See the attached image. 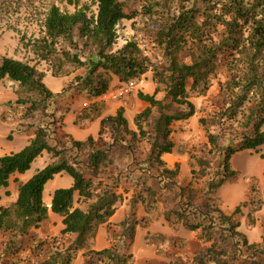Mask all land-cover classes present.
<instances>
[{
    "label": "trees",
    "instance_id": "1",
    "mask_svg": "<svg viewBox=\"0 0 264 264\" xmlns=\"http://www.w3.org/2000/svg\"><path fill=\"white\" fill-rule=\"evenodd\" d=\"M91 2L96 7L95 16H88L86 9L70 14L51 7L37 52L50 65L55 78H68L80 72L67 89L73 87L83 92L90 105L75 123L101 118L98 141L91 136L85 141L70 138L69 146L57 147L54 133L49 136L51 125L56 126L57 120L54 114L49 119L47 108L61 94L53 95L46 88L44 73L34 66L9 57L0 58V82L7 78L22 92L38 96V101L28 103L22 114L24 119L47 120L37 127L34 137L21 151L0 156V190L8 189L10 179L25 174L44 152L51 158L48 165L18 185L15 202L0 207V237H7L4 252L16 256L31 230L46 223L52 213L61 218V235L72 240L64 249L52 247L46 258L36 264H74L79 253L83 264H134L127 248L139 223L127 218L121 223L120 237H111L108 248L96 251L93 243L99 229L108 226L115 215L122 200L121 187L123 194L131 190L130 186L142 188L133 191L131 200L141 203L153 219L158 216L162 195L146 183L148 179H159L160 183L174 184L179 165L169 169L162 160L173 152V125L195 116L190 94L205 95L219 71L225 70L231 77L219 83L218 109L198 121L209 146L206 155L217 156L218 167L211 171L206 156L187 153L191 183L205 180V196L198 204L192 190L187 197L180 190L179 203L167 209L163 218L172 230L181 222L186 230L197 233L199 241L211 243L202 258L177 264H237L234 259L242 264L239 257L217 247L215 234L225 232L239 237L238 244L247 246L245 237L235 231L240 224L234 220L240 207L247 203L227 216L211 205V198L236 175L229 165L235 154L259 153L264 147V0H142L140 11L130 14L122 0ZM137 15L157 24L153 36L160 63L143 57L135 43H126L114 51L117 25ZM150 71L155 90L152 95L137 93L147 107L134 117L135 130L129 129L122 108L114 116L102 117L105 106L99 99L107 95L114 78L125 84L140 81ZM159 93H163L160 100L156 99ZM141 143L149 148L144 156L137 149ZM118 148L123 149L120 158ZM127 158L137 160L132 161V168L120 165ZM108 166L116 173L104 179L101 174ZM61 174L70 177L72 185L55 190L48 208L43 202L45 186ZM128 182L129 186H125ZM5 195L9 196V192ZM75 197L76 202L86 203L85 208L75 207ZM250 204L247 220L253 225L254 214L261 207ZM163 238L167 240L162 235L154 236L151 242ZM261 241L264 252V233ZM239 253L235 252V256Z\"/></svg>",
    "mask_w": 264,
    "mask_h": 264
},
{
    "label": "rangeland",
    "instance_id": "2",
    "mask_svg": "<svg viewBox=\"0 0 264 264\" xmlns=\"http://www.w3.org/2000/svg\"><path fill=\"white\" fill-rule=\"evenodd\" d=\"M122 1L126 3V13L128 14L140 11L143 3L142 0ZM53 6L59 8L61 12L70 14L86 9L88 16L96 15V7L91 0H0V58L9 57L34 66L38 71L44 73L43 83L46 88L53 95L61 94L50 103L47 114L49 119L54 114L57 120L56 126L50 124L49 136L54 133L53 137L57 141V147L65 148L66 144L69 146L71 137L73 140L85 141L91 136L98 141L100 120L95 118L75 123L77 117L90 105L83 92H79L73 87L67 89L74 76L80 72H75L68 78H55L51 75L50 65L42 61L38 55L37 47L40 39L45 34V19ZM156 25V23L154 25V21L147 20L140 15H137L131 21H121L116 27L117 41L114 51L122 48L126 43H135L143 57H146L152 63H160V52L154 43L153 36ZM182 58L185 60L186 56L183 55ZM230 77L225 70H221L205 95L199 96L191 93L190 101L195 107V116L188 122L173 125L170 137L174 144L173 152L169 156H163L162 160L165 167L169 169H174L175 164L179 165L178 177L174 180V184L160 183L159 179H148L146 183L152 189L159 190L160 195H162L159 202L158 216L153 219L144 212L141 203L137 204L131 200L133 191L138 192L142 188L130 186L131 190L123 194V187H121V203L109 225L99 229L93 243V250L99 251L108 248L111 244V237L115 239L120 237L121 223L128 219H135L139 224L136 225L132 243L127 248L133 255L134 264L186 263L194 261L196 257L202 258L205 255L211 243L199 241L197 233L186 230L181 222H179L176 230H172L165 222L163 213L179 203L180 190L185 191L186 197L189 190H192L194 196L197 197L196 203L198 204L205 196V180L191 183L190 163L187 153L206 156L210 162L211 171H215L218 167V157L206 155L209 146L198 121L203 117L208 118L218 109L220 104L218 96L219 83ZM136 82H143V84L140 86L136 83L138 85L136 89L117 99H113L112 96L121 84L117 81L112 84L107 95L99 99L105 106L102 117L114 116L117 110L122 108L129 129L135 130L134 117L147 107L145 103L139 101L137 93L142 92L152 95L155 90L151 71ZM162 97L163 93H159L156 99L160 100ZM38 100V96L33 93L22 92L17 84L7 78L0 82V156L21 151L29 144L31 139L29 137L34 136L37 127L47 123V120L24 119L22 116L25 108L29 106L28 103ZM66 127H68V132H71L69 136L65 134L64 129ZM104 138L107 139V137ZM97 146H101V141ZM137 149L140 156H144L149 148L146 144L141 143L137 145ZM122 153L123 149L118 148V158L123 156ZM261 155L264 157V147L261 148L259 153L245 151L235 154L229 165L236 175L229 179L211 198V205L227 216L231 215L236 207L247 203L246 206L240 207V214L234 217V220L240 224V227L235 231L245 237L247 246L243 248L242 245L238 244L241 241L239 237H230L225 232L215 234L217 247L227 249L229 255L234 254V258L238 259L239 257L242 264H264L261 241L264 233V158L261 159ZM132 161L137 160L131 159L130 161V158H127L124 161L123 159L120 165L128 168L132 165ZM50 162V155L44 152L32 163L30 170L25 174L18 175L19 178L13 176L10 179L8 189L0 190V207L9 206L15 202L18 185L25 183L37 170L43 169ZM102 173L104 175L101 174V177L109 179L116 173V170L114 171L113 167L108 166L107 170H103ZM152 175L158 177L155 173ZM71 185L72 179L66 174L55 176L45 186L44 204L48 208L50 207V201L47 198L49 192L53 195L55 190L69 188ZM125 186H129V182ZM6 191L9 192V196L5 195ZM76 200L77 197H75V207L85 208V202H76ZM250 203H254L255 207L257 205L261 207L254 214L253 225H250L247 220V214L252 208ZM146 221H150L149 224L142 226V224H146ZM62 229L61 218L50 213L49 220L38 229H32L30 236L23 240L20 246L21 250L16 256L10 252H4L7 237L1 236L0 264H36L43 261L52 247L64 249L71 243L70 236L61 235ZM158 235L165 236L167 240L163 238L151 242V237ZM125 243L127 245L128 240H125ZM252 245H257L258 247L255 248L257 250L249 248ZM39 246H42V250L39 249ZM237 251L240 253L235 256ZM232 261L237 264L239 262L235 259ZM74 264H83L80 253Z\"/></svg>",
    "mask_w": 264,
    "mask_h": 264
},
{
    "label": "built area",
    "instance_id": "3",
    "mask_svg": "<svg viewBox=\"0 0 264 264\" xmlns=\"http://www.w3.org/2000/svg\"><path fill=\"white\" fill-rule=\"evenodd\" d=\"M136 83H138L140 86L143 84V82H136V81L121 84V86L115 91L112 98L117 99V98L124 96L127 93H130L132 90L136 89V87L138 86Z\"/></svg>",
    "mask_w": 264,
    "mask_h": 264
},
{
    "label": "crops",
    "instance_id": "4",
    "mask_svg": "<svg viewBox=\"0 0 264 264\" xmlns=\"http://www.w3.org/2000/svg\"><path fill=\"white\" fill-rule=\"evenodd\" d=\"M115 81H117V79L116 78H114V81H113V83L115 82ZM118 82V81H117ZM101 118H99V120H100ZM100 122V121H99ZM68 127H66V129H64L65 130V134L67 135V136H69V134H71V132L69 133L68 132V129H67ZM73 136V135H72ZM34 136H31V137H29V138H33ZM72 138V137H71ZM30 139V140H31ZM73 139V138H72ZM75 141H77V140H75ZM170 154H166V155H164V156H169ZM42 169V168H41ZM15 177L14 178H19L20 176H18V174H16V175H14ZM51 193L49 192V194H48V196H47V198H48V200L51 202Z\"/></svg>",
    "mask_w": 264,
    "mask_h": 264
}]
</instances>
